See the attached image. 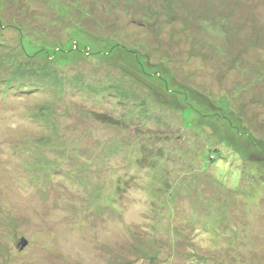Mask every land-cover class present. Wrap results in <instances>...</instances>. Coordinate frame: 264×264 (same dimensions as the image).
Masks as SVG:
<instances>
[{"label":"rangeland","instance_id":"374dc122","mask_svg":"<svg viewBox=\"0 0 264 264\" xmlns=\"http://www.w3.org/2000/svg\"><path fill=\"white\" fill-rule=\"evenodd\" d=\"M239 129L264 0H0V264H264Z\"/></svg>","mask_w":264,"mask_h":264},{"label":"trees","instance_id":"16d2710c","mask_svg":"<svg viewBox=\"0 0 264 264\" xmlns=\"http://www.w3.org/2000/svg\"><path fill=\"white\" fill-rule=\"evenodd\" d=\"M188 95V94H187ZM189 96V95H188ZM187 97V96H186ZM186 104H187V107H186V110H191V111H193L192 109H191V107H190V105L186 102ZM204 116H202L203 118H209L207 115H205V114H203ZM205 120H209V119H205ZM230 126H231V124H229ZM229 130L231 129V128H228ZM247 139V141H248V143L251 145V148H258L261 152H263L264 153V148H259V147H257L256 146V144L255 143H253V141L247 136V134L246 133H243V132H241L240 131V129H239V141H242L243 139ZM216 152H217V150H215ZM233 152V151H232ZM233 155H235L236 157H237V159L239 158V161L241 160H243V158H242V156H243V154L240 152V149H239V152L237 151V150H234V152H233Z\"/></svg>","mask_w":264,"mask_h":264},{"label":"water","instance_id":"95a60500","mask_svg":"<svg viewBox=\"0 0 264 264\" xmlns=\"http://www.w3.org/2000/svg\"><path fill=\"white\" fill-rule=\"evenodd\" d=\"M22 245H23V246L25 245V242H24V241H22Z\"/></svg>","mask_w":264,"mask_h":264}]
</instances>
